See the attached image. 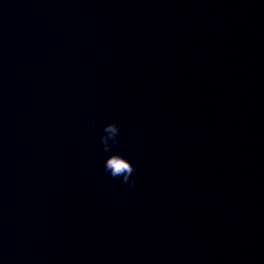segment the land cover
<instances>
[{
	"label": "water",
	"instance_id": "1",
	"mask_svg": "<svg viewBox=\"0 0 264 264\" xmlns=\"http://www.w3.org/2000/svg\"><path fill=\"white\" fill-rule=\"evenodd\" d=\"M0 264H264V0H0Z\"/></svg>",
	"mask_w": 264,
	"mask_h": 264
},
{
	"label": "clouds",
	"instance_id": "2",
	"mask_svg": "<svg viewBox=\"0 0 264 264\" xmlns=\"http://www.w3.org/2000/svg\"><path fill=\"white\" fill-rule=\"evenodd\" d=\"M96 117H93L87 123L89 126L94 125ZM119 126L115 122H109L104 125L102 134L99 136V142L103 147L104 152L110 150L117 144L119 135ZM104 171L112 178H121V182L128 184L130 187L135 186V180L131 179L134 168L132 164L118 153H111L104 160Z\"/></svg>",
	"mask_w": 264,
	"mask_h": 264
}]
</instances>
